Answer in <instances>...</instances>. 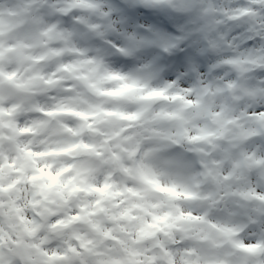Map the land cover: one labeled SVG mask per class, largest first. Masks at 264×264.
<instances>
[{
	"label": "rangeland",
	"instance_id": "374dc122",
	"mask_svg": "<svg viewBox=\"0 0 264 264\" xmlns=\"http://www.w3.org/2000/svg\"><path fill=\"white\" fill-rule=\"evenodd\" d=\"M260 50L264 0H0V264H264Z\"/></svg>",
	"mask_w": 264,
	"mask_h": 264
},
{
	"label": "water",
	"instance_id": "95a60500",
	"mask_svg": "<svg viewBox=\"0 0 264 264\" xmlns=\"http://www.w3.org/2000/svg\"><path fill=\"white\" fill-rule=\"evenodd\" d=\"M42 62L39 61L38 64H41ZM113 106H116L118 104V101H115V100H112L110 102ZM90 139L92 141H94L96 138H97V135L93 132H89L88 133ZM79 161H83L85 160L86 162H91L92 161V157L91 156H86V155H80ZM112 177H119L121 176V171L119 170L118 166L116 165L115 162L112 163ZM70 232V229L69 228H66V229H62V230H59V231H56V232H52L49 234L50 237H52L53 239L57 240V241H60L62 240L68 233ZM163 242L164 244L168 245L170 242H169V238H167L166 236H163ZM260 258L259 255H255L253 256V259L254 260H258ZM16 259H17V262L19 264H31V262L27 259V257L25 256L23 250L21 248L18 249V252L16 253Z\"/></svg>",
	"mask_w": 264,
	"mask_h": 264
},
{
	"label": "trees",
	"instance_id": "16d2710c",
	"mask_svg": "<svg viewBox=\"0 0 264 264\" xmlns=\"http://www.w3.org/2000/svg\"><path fill=\"white\" fill-rule=\"evenodd\" d=\"M257 27H259V26H256V24H255V26L252 27V29H251V30H253L254 34H256V35L259 34V32H258V30H257ZM253 28H254V29H253ZM251 33H252V31H251ZM254 38H257V37H254ZM254 50H255V49H254ZM260 51H262L263 58H264V50H260ZM252 53H253V55L256 54V53H254V52H252Z\"/></svg>",
	"mask_w": 264,
	"mask_h": 264
},
{
	"label": "flooded vegetation",
	"instance_id": "af4514ba",
	"mask_svg": "<svg viewBox=\"0 0 264 264\" xmlns=\"http://www.w3.org/2000/svg\"><path fill=\"white\" fill-rule=\"evenodd\" d=\"M121 236H119V238H120ZM161 240H162V244L164 245V246H168V245H166V244H164V242H163V237L161 238ZM153 241L154 240H152V241H150V243H153ZM155 249V248H154ZM72 260L70 259V262H71Z\"/></svg>",
	"mask_w": 264,
	"mask_h": 264
}]
</instances>
